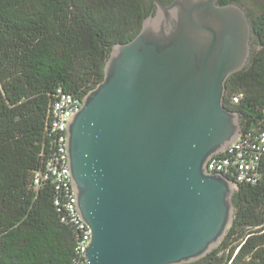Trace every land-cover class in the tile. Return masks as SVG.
<instances>
[{
  "label": "water",
  "instance_id": "water-1",
  "mask_svg": "<svg viewBox=\"0 0 264 264\" xmlns=\"http://www.w3.org/2000/svg\"><path fill=\"white\" fill-rule=\"evenodd\" d=\"M151 1L155 13L113 47L67 125L87 264L195 263L235 220L239 185L207 163L242 133L224 97L252 57L251 19L234 2Z\"/></svg>",
  "mask_w": 264,
  "mask_h": 264
},
{
  "label": "trees",
  "instance_id": "trees-1",
  "mask_svg": "<svg viewBox=\"0 0 264 264\" xmlns=\"http://www.w3.org/2000/svg\"><path fill=\"white\" fill-rule=\"evenodd\" d=\"M153 13L151 0H0V264H73L76 237L55 190L34 185L51 105L58 90L83 100L103 81L113 47L135 39ZM251 24L252 57L224 97L242 132L264 130V10ZM234 202L225 240L191 264H264V181L239 185Z\"/></svg>",
  "mask_w": 264,
  "mask_h": 264
},
{
  "label": "built area",
  "instance_id": "built-area-1",
  "mask_svg": "<svg viewBox=\"0 0 264 264\" xmlns=\"http://www.w3.org/2000/svg\"><path fill=\"white\" fill-rule=\"evenodd\" d=\"M242 95H235L238 103ZM82 100L71 93L58 90L50 110L48 144L42 152L43 168L34 178L36 188L50 184L55 190L54 205L61 222L69 226L76 237L73 264H87L86 247L92 231L77 212L76 195L68 166L66 132L71 117L80 109ZM211 174H221L238 185L256 186L264 181V130H247L224 153L207 163Z\"/></svg>",
  "mask_w": 264,
  "mask_h": 264
},
{
  "label": "rangeland",
  "instance_id": "rangeland-1",
  "mask_svg": "<svg viewBox=\"0 0 264 264\" xmlns=\"http://www.w3.org/2000/svg\"><path fill=\"white\" fill-rule=\"evenodd\" d=\"M237 2L247 11L251 21L259 17L264 10V0H237Z\"/></svg>",
  "mask_w": 264,
  "mask_h": 264
},
{
  "label": "flooded vegetation",
  "instance_id": "flooded-vegetation-1",
  "mask_svg": "<svg viewBox=\"0 0 264 264\" xmlns=\"http://www.w3.org/2000/svg\"><path fill=\"white\" fill-rule=\"evenodd\" d=\"M165 4H169L172 0H162ZM234 3H237V0H234ZM241 6V5H240Z\"/></svg>",
  "mask_w": 264,
  "mask_h": 264
}]
</instances>
